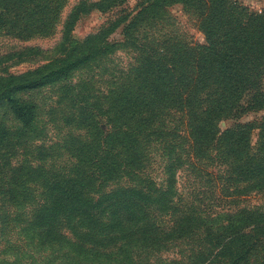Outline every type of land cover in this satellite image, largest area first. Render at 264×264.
Here are the masks:
<instances>
[{"label": "trees", "instance_id": "1", "mask_svg": "<svg viewBox=\"0 0 264 264\" xmlns=\"http://www.w3.org/2000/svg\"><path fill=\"white\" fill-rule=\"evenodd\" d=\"M124 1L80 0L63 19L52 48L24 46L0 54V69L12 61H39L25 74H0V142L6 131H18L17 137L39 131V105L31 97L41 89L58 86L64 95L71 91L79 99L78 126L90 140L69 143L70 177L61 179L58 188L59 199L66 200L53 210V218L91 224L71 246L87 253L85 241L102 246L149 239L155 229L140 226L145 221L155 226L158 216L171 214L176 219L162 230L163 239L202 230L203 258L215 255L218 264H264V211L239 207L205 219L192 204L174 202L181 170L210 180L215 171L219 190L231 204L251 193L264 198V116L240 121L247 113L264 110V13L257 15L232 0H147L135 16L127 14L79 43L71 41L80 18L106 13ZM171 4L194 15L201 43L133 35L142 21H158ZM48 9L46 2L0 0L7 21L14 23L16 14L21 15L25 34L46 31L47 19L41 16ZM119 27L123 41L109 42L108 34ZM118 46L132 48L134 63L111 75L107 93L92 97L93 78L70 85L75 71L103 62ZM97 117L105 118L107 130L100 128ZM228 120L233 124L221 131L219 123ZM155 163L159 180L154 178ZM119 182L126 185L110 188ZM100 218L104 223H97ZM97 226L104 235L101 241L93 232ZM212 244L215 252L209 249ZM258 254L262 262H253Z\"/></svg>", "mask_w": 264, "mask_h": 264}, {"label": "rangeland", "instance_id": "2", "mask_svg": "<svg viewBox=\"0 0 264 264\" xmlns=\"http://www.w3.org/2000/svg\"><path fill=\"white\" fill-rule=\"evenodd\" d=\"M79 1L35 0V3L46 2L49 8L47 15L41 16L47 19L46 31L40 33H22L24 24L20 20V14H16V22L11 23L0 12V54L24 46L52 48L59 41L63 19ZM146 1L125 0L106 13L94 11L80 18L71 33V41L79 43L110 21L121 20L127 14L135 16ZM232 1L240 2L242 7L257 15L264 13V0ZM121 30L122 27H119L109 33V42L121 43ZM134 33L133 35L140 39L146 37L169 42L184 41L185 44L201 43L203 40L196 18L181 4L166 7L158 21L150 18L142 21ZM134 55L132 48L118 46L103 62H96L85 69L75 71L70 77V85L76 86L93 78L96 83L92 97L107 93L108 89L112 88L109 82L111 75L127 69L129 64L134 63ZM38 62L27 59L8 62L0 69V74L4 71L6 74L22 75L35 70ZM60 88H43L31 97L39 105V131L26 135L21 133L18 137V131H6L7 135L0 142V264H202L201 261L208 264L213 258V263L218 264L215 255L205 259L203 253L206 251L200 253L201 239H204L202 230L181 239H163L162 230L170 226L171 220L176 219L171 218V214L158 216L154 220L155 226H151V221H145L140 226L143 231L151 232L155 229L149 239H136L128 245L113 243L102 246H93L84 240L82 247L87 249V253L86 250L71 246L76 237L87 234L91 224H80L75 218L65 219L58 215L55 219L53 210L66 200L59 199L58 188L61 179L70 177L72 160L68 154L73 146H69V143L73 139L89 141L90 138L85 130L78 126L79 113L75 107H79V99L75 98L71 91L66 95L60 94ZM261 116H264V110L259 113H247L240 121L249 123ZM96 121L100 122L102 130H107L104 117H97ZM5 123L12 127L9 120H5ZM232 124L231 120L222 121L219 123V129L225 131ZM153 170L154 178L159 180L157 163ZM211 170L208 169V172ZM214 173L210 180L205 174L195 175L189 170L179 171L174 202L182 205L192 204L197 208L195 214L205 219L214 218L230 210L236 211L239 207H245L247 210L259 208L264 211V198L257 193L242 196L237 203L231 204L230 198L220 192L221 182L215 179ZM125 185L119 182L110 188ZM98 221L97 223L102 224L105 219L100 218ZM44 222L48 224L44 225ZM93 232L94 235L100 234L96 241L103 240L104 235L99 226ZM209 249L215 252L213 244ZM262 258V254H258L253 262H262Z\"/></svg>", "mask_w": 264, "mask_h": 264}]
</instances>
